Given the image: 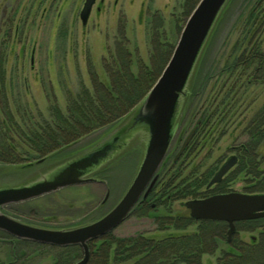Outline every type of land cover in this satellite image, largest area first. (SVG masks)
<instances>
[{
    "label": "trees",
    "instance_id": "1",
    "mask_svg": "<svg viewBox=\"0 0 264 264\" xmlns=\"http://www.w3.org/2000/svg\"><path fill=\"white\" fill-rule=\"evenodd\" d=\"M198 1L182 0L181 9L185 19ZM244 5V13H240L234 24L236 41L227 55L223 59L219 55L204 71L209 45L201 63L199 75L205 72L204 85L195 82L190 102L196 98V105L192 102L188 105L184 118L186 125L193 119L197 122L191 142L180 161L172 164L168 161L170 157L168 155L158 170L159 173L166 168L174 169L173 176L165 183L166 192L161 196L164 202H155L156 207L160 206L166 216L157 217L158 211L152 210L150 205H139L132 212L148 222L149 232L174 230L182 234L176 235L175 238L157 240L146 237L144 233L124 238L116 235L114 230L98 241L89 243L90 256L87 264H201L202 256L209 254L205 241L211 238L206 232L219 227L225 231L226 225L221 222H199L192 233H186L196 222L185 214L176 213L174 217H168L172 213V202L226 193L232 190L237 182H240L242 190L254 194L264 193V102L249 117L243 116L244 111H241V108L246 107L247 91L260 85L264 86V0H245ZM144 22L148 26L147 30L154 32L153 35L149 34L150 41L153 42L150 45L153 46L151 50L155 53L154 60L150 57L148 64L136 62V71L132 70V53L128 47L131 42L126 37L124 29L126 26L123 22L113 51H109V58L103 66L106 82L103 83L93 72L92 88L82 86L81 92L67 99L66 115L53 105L49 112V120L27 125L24 139L31 153L29 151V154H23L25 158H21L22 154L10 152L5 141L0 139V161L9 164L23 163L58 151L61 153L81 138L110 128L129 112L156 81L174 47L173 44L161 40L160 14L147 15ZM152 22H155V25H152ZM175 29L181 31L178 27ZM133 46L136 44L133 43ZM3 64L4 61L0 58L1 87L4 86ZM209 81L212 84L202 99L200 89L202 87L204 89ZM198 103H201L199 107ZM0 105L4 109L3 94L0 96ZM239 128L238 134L234 136ZM181 131L176 135L177 139L182 135ZM227 133L232 134L230 148L237 156V163L220 183L211 190L204 191V187L218 169L216 162L204 171L191 170L188 175L182 177L181 161L188 156L193 146L204 144L208 139L216 141ZM170 173L168 172V175ZM159 176L157 182L163 183L164 179L160 180L162 176L161 174ZM10 216L19 219L15 215ZM156 223H159L158 226ZM236 227L260 229V244L253 243L249 248L247 245L242 243L238 245L232 241L233 247L238 245V249L245 250L238 253L230 246L223 253L222 263L244 262L247 259L246 254L252 251V259L244 264L252 262L264 264V261H259V256L264 254V218L240 222ZM3 246H6L8 259L4 261L0 258V264H74L82 256L77 246L41 245L17 240L0 232V249ZM254 256L257 261H253Z\"/></svg>",
    "mask_w": 264,
    "mask_h": 264
},
{
    "label": "rangeland",
    "instance_id": "2",
    "mask_svg": "<svg viewBox=\"0 0 264 264\" xmlns=\"http://www.w3.org/2000/svg\"><path fill=\"white\" fill-rule=\"evenodd\" d=\"M83 2L84 0H0V58L4 61V86L0 85V96L3 94L5 100L4 109L0 105V139L5 141L10 152L22 154L21 158H25L23 154H29L30 151L24 139L27 125L49 120V112L53 105L66 115L67 99L81 92L82 86L92 88L93 72L103 83L106 82L103 66L109 58V51H113L123 22L126 26L124 28L126 37L132 43L128 46L132 53L131 68L136 71V62L148 64L150 57L154 60L155 56L151 50L153 46L150 44L153 42L149 36L154 32L147 30L144 17L153 13L160 14L161 40L173 45L180 33L175 28L182 29L185 21L181 9L182 0H96L83 27L79 20ZM244 2L245 0H233L230 3L211 39L204 71L219 55L223 59L236 41L234 24L240 13L245 11ZM152 25H155V22H152ZM133 43L136 46H133ZM200 69L195 82L198 81L202 85L205 72L199 75ZM211 84L209 81L204 89L203 87L200 89L202 99ZM245 97L246 107L241 108V111H244L243 116L249 117L264 102V86L251 88ZM190 98L188 105L191 102L195 104L196 98L191 102ZM201 103H198L197 107ZM184 118L176 135L185 129L186 134L196 121L193 119L186 125ZM11 122L13 124H10ZM108 129L109 127L81 138L59 153L60 157L88 146ZM239 130L240 128L234 136ZM176 135L168 150L170 157L177 150L174 148L178 142ZM231 136L232 134L227 133L216 141L208 139L204 144L193 146L188 156L183 159L182 177L188 175L191 170L204 171L215 162L217 166L222 164L227 156L233 153L230 148ZM138 162L139 152L132 150L110 169L96 176L101 182L69 186L30 202L14 205L12 209L9 208L12 206H8L3 211L19 217L22 221L56 229L93 221L109 211L121 197L132 180ZM24 163L27 162L9 164L0 161V170ZM0 172L1 182L22 180L30 174L29 171ZM168 172L171 173L168 175ZM172 172L174 169L170 168L160 171L162 176L160 180L164 179L163 183H166L173 176ZM234 188H241L240 182H237ZM106 194L107 199L102 204ZM178 203H174L173 209L182 214V210L185 209L179 207ZM138 226L136 220L130 219L119 226L115 233L122 236L136 230H149L148 223ZM193 229L189 228L188 231L193 232ZM250 236H255V245L260 244V229L241 232L238 235L249 248L253 246ZM224 248L227 249L226 244ZM251 252L246 254L247 259L244 262L234 264L250 261ZM7 253L6 246L1 247L0 258L7 261ZM215 259V254L203 255L202 264H216ZM257 260L254 256L253 261ZM259 261H264V254L259 256Z\"/></svg>",
    "mask_w": 264,
    "mask_h": 264
},
{
    "label": "water",
    "instance_id": "3",
    "mask_svg": "<svg viewBox=\"0 0 264 264\" xmlns=\"http://www.w3.org/2000/svg\"><path fill=\"white\" fill-rule=\"evenodd\" d=\"M232 1H198L186 18L172 53L152 87L99 139L61 157L58 151L31 162L2 168L5 173L29 171L30 174L18 181H0V232L17 240L41 245L79 246L83 255L74 264H86L88 243L117 228L138 200L145 198L152 189L157 172L186 114L208 46ZM95 2L84 0L79 12L83 26ZM195 129L185 137L174 160L185 150ZM132 150L139 152L132 180L113 207L93 221L56 229L31 224L3 212L8 206L26 203L69 186L101 182L96 176L110 169ZM235 163V156H229L214 173L207 189L218 184ZM106 199L107 194L102 204ZM183 205L193 220L226 222L228 239L235 230V222L264 217V193L230 192L188 200Z\"/></svg>",
    "mask_w": 264,
    "mask_h": 264
},
{
    "label": "flooded vegetation",
    "instance_id": "4",
    "mask_svg": "<svg viewBox=\"0 0 264 264\" xmlns=\"http://www.w3.org/2000/svg\"><path fill=\"white\" fill-rule=\"evenodd\" d=\"M92 10V9H91ZM90 15V14H89ZM89 18V17H88ZM88 20V19H87ZM186 20V19H185ZM185 22V21H184ZM87 23V22H86ZM82 25V24H81ZM83 26V25H82ZM84 27V26H83ZM175 45V44H174ZM197 122H195L193 125H192V127L188 130V132L186 133V134H184L185 133V130H183V131H181L182 132V135L180 136V138L179 139H177V141L178 142H180V145L178 146V142H176L175 143V146H174V148L175 149H177L176 151H175V153L171 156V159H170V157H169V159H168V161H171V163L172 164H175L176 162H178V161H180L181 160V158L183 157V154H184V152H185V150L182 152V154L178 157V159H176V160H174V158H175V155H176V153L178 152V150H179V148H180V146H181V144H182V142H183V140L185 139V137L188 135V133L194 128V127H196V124ZM188 125H189V123H188ZM195 131H196V129H195ZM195 133V132H194ZM193 136H194V134H193ZM193 136H192V138H193ZM192 138H191V140H192ZM191 140L189 141V143L191 142ZM189 143H188V145H189ZM188 145L186 146V148L188 147ZM178 146V147H177ZM185 148V149H186ZM170 156V154H168L167 153V156ZM229 156H235V158H236V163H237V156L235 155V154H233L232 153V155H229ZM229 156H227V158L229 157ZM226 158V159H227ZM225 159V160H226ZM224 160V161H225ZM223 161V162H224ZM181 162H184L183 160L181 161ZM222 162V163H223ZM236 163H235V165H236ZM171 164V165H172ZM234 165V166H235ZM221 166V164L218 166V168ZM233 169V168H232ZM231 169V170H232ZM218 170V169H217ZM228 173V172H227ZM226 173V174H227ZM226 174H225V176H226ZM160 173H158L157 172V179H156V181H155V183H154V185H153V187H152V189L150 190V192L147 194V196L145 197V198H140L139 200H138V202L134 205V207L131 209V211H130V213H129V215L124 219V221L119 225V226H121V225H123L126 221H128V220H130V219H133V220H136L137 222H138V224H139V226H140V224L142 225H145V223H148V222H146V220H144V219H142L143 217L141 216V218L140 217H138L137 215H134V214H132V212H134L135 211V209L136 208H138V206L139 205H143V206H146V205H150V207L152 208V210H154V211H158V214H157V217H163V216H166L165 215V212H162V210H161V208H160V206L159 207H156V203L155 202H164L162 199H161V196L166 192L164 189V187H166V184L165 183H158L157 181H158V179L160 178ZM224 176V177H225ZM223 177V178H224ZM222 178V179H223ZM222 181V180H221ZM220 181V182H221ZM219 182V183H220ZM208 184V183H207ZM207 184H206V186L204 187V191H209V190H211L215 185H213V186H211V187H209L208 189H207ZM175 186V184L173 185V187ZM230 192H237V193H242V194H254V193H250V192H247V191H245V190H242L241 188H238V189H236V188H232V190H230L229 192H226V193H230ZM226 193H220V194H226ZM212 195H218V194H209V195H207V196H205V197H202V198H196V199H203V198H207V197H209V196H212ZM168 197V199H169V195L167 196ZM188 200H192V199H186V200H183V201H173L172 202V206H171V209H172V213L168 216V217H174L175 216V214L176 213H179V212H177V210H175V209H173V205H174V203H177V202H179L178 204V206L179 207H182V209H185L184 211L182 210V214L181 213H179V214H181V215H187L188 217H189V211L184 207V202H186V201H188ZM30 202V201H29ZM27 203V202H26ZM23 204V203H22ZM12 206H14V205H12ZM4 210V209H3ZM106 212H108V211H106ZM89 218H91V216L89 217ZM190 218V217H189ZM264 218V217H263ZM191 219V218H190ZM260 219V218H259ZM191 220H193V219H191ZM252 220H256V219H252ZM252 220H243V221H238V222H235L234 223V228H235V230H234V232H233V234L230 236V238L228 239L227 238V231H228V224L226 223V222H223V221H210V222H221V223H223V224H225L226 225V228H225V231L223 230V228L222 227H219V229H213V230H211V231H208V232H206V235H209V238H211L210 240H207V241H205V244H206V248H207V250H208V252H209V254L208 253H206V254H204V255H213V254H215L216 255V259H215V263L216 264H223L222 262H223V253H224V251H225V248H224V244H226V246H227V249L231 246V248L232 249H235V251H237L238 253H242L243 251L241 250V249H238L239 248V244H244V245H247L246 243H243V241L238 237V235H239V233H241V232H252V231H254V230H252V229H250V228H247V227H242L241 229H237V227H236V224L237 223H240V222H247V221H252ZM193 221H195L196 222V224L194 225V226H192L194 229L192 230V231H194L195 230V228H196V226L198 225V223L199 222H205V221H197V220H193ZM157 224V226H158V224L159 223H156ZM149 225V224H148ZM118 226V227H119ZM138 226V227H139ZM117 227V228H118ZM192 227H190V228H192ZM117 228H115L114 230L116 231V229ZM114 230H112V231H114ZM111 231V232H112ZM115 231H114V233H115ZM185 232V231H184ZM191 231H186V233H190ZM140 233H144L143 235H145L146 237H152V238H154V239H157V240H161V239H166V238H175L176 237V235H181L182 234V232H177V231H174V230H165V231H152V232H149L148 230H145L144 231V229H143V231H134V232H132V233H128V234H125V235H122V237H124V238H128V237H132V236H134V235H138V234H140ZM192 233V232H191ZM208 233V234H207ZM108 234V233H107ZM116 234V233H115ZM116 235H118V234H116ZM119 236H121V235H119ZM100 239V238H99ZM99 239H97V240H94V241H98ZM94 241H91V242H94ZM232 241L235 243V244H238L237 245V247H233L232 245H231V243H232ZM250 241H251V243L253 244V243H255L256 242V238H255V236H250ZM90 243V242H89ZM89 243H88V245H89ZM87 245V246H88ZM77 247H79V246H77ZM80 248V247H79ZM80 250H81V252H82V249L80 248ZM88 250H89V247H88ZM229 251V250H228ZM82 255H83V253H82ZM89 256H90V252H89ZM82 258V256L77 260V261H79L80 259ZM88 260H89V257H88ZM88 260H87V262H88ZM87 262H86V264H87ZM127 264V263H126ZM201 264H202V261H201Z\"/></svg>",
    "mask_w": 264,
    "mask_h": 264
}]
</instances>
